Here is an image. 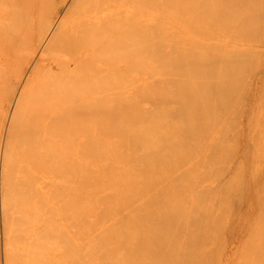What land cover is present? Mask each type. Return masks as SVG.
<instances>
[{
    "label": "bare ground",
    "instance_id": "bare-ground-1",
    "mask_svg": "<svg viewBox=\"0 0 264 264\" xmlns=\"http://www.w3.org/2000/svg\"><path fill=\"white\" fill-rule=\"evenodd\" d=\"M263 18L264 0H0V158L33 200L8 218L7 263L222 264L230 234L229 264H264V97L238 152L243 75L262 60L232 43Z\"/></svg>",
    "mask_w": 264,
    "mask_h": 264
},
{
    "label": "rangeland",
    "instance_id": "rangeland-1",
    "mask_svg": "<svg viewBox=\"0 0 264 264\" xmlns=\"http://www.w3.org/2000/svg\"><path fill=\"white\" fill-rule=\"evenodd\" d=\"M259 11V8L257 9ZM258 11H256V13H259ZM255 13V14H256ZM246 18L248 19V14L245 13ZM264 19V18H263ZM262 19V25L260 24V26H263V30H261L262 32L260 33L259 31H257L254 35H252V39L248 40L249 36H246L245 38H243L242 40L239 41H235L232 42L234 44V46L237 47V50L239 51H244V50H248V49H252L255 50L259 55L260 58L262 60V64L261 67H253V73H251L253 76L249 77L246 75H243V78L246 79V82L248 84V88L247 89H242V93L241 96H243L244 94L247 96L246 101H245V108L243 111V115L241 117V122H240V127H243V130L241 132V135L239 137V156L241 158V160L244 159V156L247 153V140L249 141V144L251 145L253 143V135L254 132L249 130L251 134H248V137L246 136L247 132H246V125L248 120L250 119V114L253 108V105L256 101L257 104L259 106L260 100L262 97H264V20ZM185 22V21H184ZM179 23V24H178ZM177 25L174 26V30L177 31H185V28L187 25L186 23L183 22H178ZM183 36L184 34H182L180 36V38L178 39V41H176L178 44H182L183 41ZM229 40V39H228ZM229 42H231L229 40ZM186 43V42H185ZM224 44H228V43H224ZM115 46L113 45H109L108 48V53L109 52H113ZM131 49V48H130ZM116 55V54H114ZM120 56H123L124 58L128 57L129 53H126L122 50H120L119 52ZM110 55H108L109 57ZM18 57H20V55H18ZM35 58H38V53L34 56ZM36 58V59H37ZM109 60V59H108ZM108 67H109V61H108ZM255 72V74H254ZM59 73L58 71H56V74ZM109 74V71H108ZM124 72H117L115 74V82H119V80H123L126 81L124 79ZM140 78H132V82L133 84L131 85V87L129 88L130 90L128 91V95L129 98L130 97H135V94L138 92L139 88L142 86V82L139 81ZM154 80H156L155 78H151V82H150V86L151 88L153 87V85H155L156 87H158L159 90H161L160 87V82H154ZM108 81H110L109 76H108ZM153 82V83H152ZM143 84L146 85V81H143ZM166 85H168L166 83ZM172 85V84H170ZM110 86H108L109 88ZM113 87V86H111ZM122 88V87H121ZM123 89H127V88H123ZM154 94H156V98L150 101V105H151V109L152 111H154V109L156 108L157 104L159 103L157 100V94H159V91L156 89H150ZM177 91V87L173 86L172 89L169 91L170 94L173 95V92ZM144 103H148V101H144L143 103L139 104L140 106H143ZM166 103H172L170 106H176L175 103H173L172 101H168ZM156 104V106H155ZM155 112V111H154ZM140 128L141 130H150V128L152 126H149L147 124H141V123H137L131 126L130 129H137ZM250 127H252L250 125ZM263 127V126H262ZM128 129V128H127ZM108 137V136H107ZM147 146V144L141 142L138 147L136 148L135 151H133V153L131 154V156L133 157H137V158H141L144 155V151H145V147ZM15 166V162L10 160L8 162H5V160H1L0 158V264H8L7 263V256H8V238H6V224L8 222V218L12 217V219L9 221L10 223H13L15 220H17V216H19L20 212L19 210L21 209V201L26 198V204H28L29 202H32L33 200L31 198H28V194L23 195L20 194L19 192H17L16 188H12L8 186V182L10 183V185L12 186L13 183H15L16 178H15V173H14V167ZM231 177V173H226L224 178L222 179L221 183L222 184H226V181ZM208 184H210L208 182ZM207 185V182H204L203 186ZM14 195H17L16 198ZM62 205H61V212L59 217L61 219L64 220V222L62 223L63 225H65L68 229L70 230H74V228H72V222H71V218L73 219L74 217L79 218L80 214L78 212V208H77V204H75V199H74V187L69 186L66 187L65 189H63V194H62ZM139 206L138 204H132V209H134V207ZM36 214L31 213L30 214V218L31 219H35L36 220ZM42 219L40 221V225L41 227H44L43 223H42ZM39 225V227H40ZM247 237V235H246ZM227 252L224 253L223 255V262L222 264H229L230 260L234 257L235 255V250L238 248L236 247V245L234 243H232V237L230 234H228V238H227Z\"/></svg>",
    "mask_w": 264,
    "mask_h": 264
}]
</instances>
